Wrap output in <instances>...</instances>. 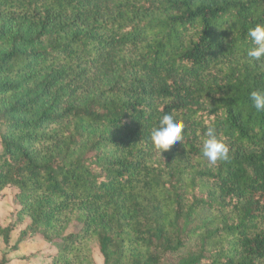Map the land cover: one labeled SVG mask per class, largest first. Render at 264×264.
Instances as JSON below:
<instances>
[{
  "label": "trees",
  "instance_id": "16d2710c",
  "mask_svg": "<svg viewBox=\"0 0 264 264\" xmlns=\"http://www.w3.org/2000/svg\"><path fill=\"white\" fill-rule=\"evenodd\" d=\"M264 0H0V202L49 264H264ZM183 120L159 153L151 130ZM208 126L229 159L201 151ZM75 231L66 235L68 226ZM8 253L0 264H9Z\"/></svg>",
  "mask_w": 264,
  "mask_h": 264
},
{
  "label": "clouds",
  "instance_id": "9594fccd",
  "mask_svg": "<svg viewBox=\"0 0 264 264\" xmlns=\"http://www.w3.org/2000/svg\"><path fill=\"white\" fill-rule=\"evenodd\" d=\"M248 37L253 46L247 50V57L253 61L264 62V24L249 28ZM250 98L256 111L264 112V88L252 91ZM184 128L183 120L176 113L165 114L160 118L158 126L153 127L150 135L161 155L175 143H183ZM201 151L211 165L229 159V147L223 134L219 133L215 126L207 127L201 141Z\"/></svg>",
  "mask_w": 264,
  "mask_h": 264
},
{
  "label": "rangeland",
  "instance_id": "374dc122",
  "mask_svg": "<svg viewBox=\"0 0 264 264\" xmlns=\"http://www.w3.org/2000/svg\"><path fill=\"white\" fill-rule=\"evenodd\" d=\"M18 190L15 188H8L4 191V196L0 202V224L3 227L13 226L17 220V213L19 206L16 202L15 196ZM25 224L15 226L11 235L10 246L6 247L0 239V257L3 253H8L9 264H49L48 255L55 253L60 244H48L41 238H35L30 241L16 244L20 231L24 229ZM75 231V227L70 225L67 228L66 235ZM94 264H103V258L97 247L93 250Z\"/></svg>",
  "mask_w": 264,
  "mask_h": 264
}]
</instances>
